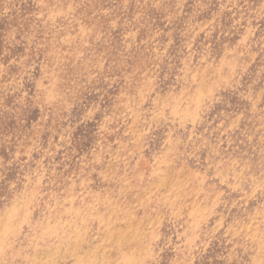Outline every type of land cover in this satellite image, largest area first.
<instances>
[{"label": "rangeland", "instance_id": "1", "mask_svg": "<svg viewBox=\"0 0 264 264\" xmlns=\"http://www.w3.org/2000/svg\"><path fill=\"white\" fill-rule=\"evenodd\" d=\"M0 264H264V0H0Z\"/></svg>", "mask_w": 264, "mask_h": 264}]
</instances>
